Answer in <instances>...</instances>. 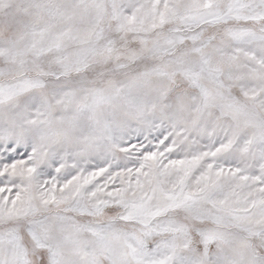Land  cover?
<instances>
[{"label":"snow or ice","instance_id":"snow-or-ice-1","mask_svg":"<svg viewBox=\"0 0 264 264\" xmlns=\"http://www.w3.org/2000/svg\"><path fill=\"white\" fill-rule=\"evenodd\" d=\"M0 264H264V0H0Z\"/></svg>","mask_w":264,"mask_h":264}]
</instances>
